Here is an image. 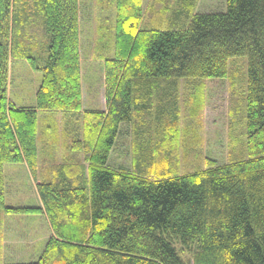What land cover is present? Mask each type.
<instances>
[{
	"label": "trees",
	"instance_id": "obj_1",
	"mask_svg": "<svg viewBox=\"0 0 264 264\" xmlns=\"http://www.w3.org/2000/svg\"><path fill=\"white\" fill-rule=\"evenodd\" d=\"M198 1L154 0L145 10L143 0H106L99 57L107 109L84 110L80 0H0V211L44 212L53 231L38 260L4 264H264V0H225L207 11L196 10ZM241 56L242 148L219 163L188 138L175 144L177 97H166L175 107L165 104L153 121V84L226 78ZM12 59L42 73L32 105L8 96ZM48 112L65 116V160L76 162L39 182L44 208L13 207L4 166L26 162L37 175ZM126 123L137 130L130 169L109 161ZM150 126L157 136L143 140ZM180 144L200 163L180 171Z\"/></svg>",
	"mask_w": 264,
	"mask_h": 264
},
{
	"label": "rangeland",
	"instance_id": "obj_2",
	"mask_svg": "<svg viewBox=\"0 0 264 264\" xmlns=\"http://www.w3.org/2000/svg\"><path fill=\"white\" fill-rule=\"evenodd\" d=\"M225 0H199L196 10L207 11L222 9ZM154 0H143L146 10ZM107 5L106 0H80V52L82 67V92L83 106L85 109H101L106 107L105 99V65L102 53L103 33L100 32L106 21L102 14H108L103 10ZM112 6V4H111ZM31 37V36H30ZM40 43V42H38ZM105 53L107 52L104 49ZM247 57H235L231 59V68L228 80L224 86H209L208 84L193 81L183 82L182 93L175 101L172 92L167 96L181 107L179 112V127L185 128V134L190 147L197 145L202 156L216 157L219 163L230 160V149L242 148L239 146L242 135L247 131V112L244 105L246 88L245 65ZM238 75V79H236ZM42 80V73L34 70L25 60L12 59L10 64V76L8 82V96L16 105H32L35 92ZM201 81V80H200ZM220 90V91H219ZM219 91V92H218ZM166 101V97L163 98ZM177 107V108H178ZM173 108V105L170 106ZM58 117V116H57ZM41 120L42 135L38 144L39 159L37 175L24 164L9 163L5 166L4 175L6 183V196L13 207H33L40 202L37 192V179L40 181L48 177L50 169L56 165L76 161H66L71 157L70 142L64 135L66 118ZM220 122V123H219ZM53 125V126H52ZM131 126L134 123L130 124ZM49 126L52 128H49ZM134 127V126H133ZM56 128L57 130H53ZM197 137V139H196ZM195 139V140H194ZM131 142V140H130ZM120 143L116 149L120 160L110 161V164L130 169L134 161L130 158L131 143L128 151L123 149ZM126 145V147L128 146ZM121 146V147H120ZM179 148L180 171L197 165L200 161H193L194 155L183 156L186 148ZM232 148V149H233ZM208 149V150H207ZM206 153V154H205ZM124 160L122 161L121 159ZM134 156V155H133ZM66 158V160H65ZM176 160V161H177ZM82 163V161H80ZM86 167L89 165L84 162ZM52 174V173H51ZM52 233L50 221L46 215L31 213H6L0 211V246L3 264L6 262L28 263L38 260L41 248ZM187 258L188 255L184 254Z\"/></svg>",
	"mask_w": 264,
	"mask_h": 264
},
{
	"label": "crops",
	"instance_id": "obj_3",
	"mask_svg": "<svg viewBox=\"0 0 264 264\" xmlns=\"http://www.w3.org/2000/svg\"><path fill=\"white\" fill-rule=\"evenodd\" d=\"M245 76V75H244ZM239 77H238V75H236V79L235 80H237ZM225 80H228V78L226 77V78H221V79H219V78H214V79H212V78H210V79H205L203 82H201V83H203L204 85L205 84H208L209 86H213V85H217V86H221V84H222V86H224L225 84H226V81ZM169 81H165V80H157L154 84H153V87H152V89H151V92H150V94H151V104H150V108L148 109V111L151 113V117H152V119H153V121L155 120V118H156V116H157V113L158 112H160L161 110H162V108H163V106L166 104V108H169L170 109V106L171 105H173L174 103H171V102H169V103H167L165 100H163V98L164 97H167V96H169V94L172 92V95L174 94L176 97L177 96H179L181 93H182V89H181V87H182V84H183V82H185V83H187L188 82V80H186V79H180L177 83H176V88H172V86H170V83H168ZM245 83H246V78H245V81H244V86H245ZM170 86V87H169ZM220 91V90H219ZM218 91V92H219ZM105 99H106V97H105ZM18 106H20V105H18ZM176 106L178 107V103H176ZM173 107H175V105L173 106ZM85 108V107H84ZM107 109V103H106V107L103 109V110H106ZM181 111V107L179 106L178 108H177V116H179V112ZM48 114V117H45V118H47L48 120L49 119H51V118H54V119H56V118H58L59 116H60V118H62L64 115H63V113H61V112H58V113H55L54 115H50V114H53V113H51V112H48L47 113ZM58 116V117H57ZM220 123V122H219ZM131 123H126V124H124L123 126H122V128H121V132H120V134H119V136H118V138H117V140H116V145H115V147H114V149H113V151H112V153H111V155H110V160L109 161H114V160H120V158H115V155L116 156H118V154H117V152H116V149H119V144L120 143H122V145L121 146H123V149H126L127 151H128V149H130L131 148V150H132V148H133V142H134V139H135V137H136V128L135 127H133V126H131L130 125ZM151 127V130L149 131V129H148V127H146V128H141V138H143V140H144V137H142V134H149V132L153 135H151V137H155V136H157V132H159V127H153V126H150ZM49 128H50V126H49ZM147 130V131H146ZM185 128H181V127H177L176 128V133L179 135L178 136V139L176 138L175 140H174V142H175V144H177V143H181V141H185V137H186V135L185 134H187V133H185ZM171 131V129L169 130V132ZM140 134V133H139ZM130 140H131V142H130ZM142 140V139H141ZM158 140H159V138H158ZM69 141V140H68ZM156 140L153 142L154 144H156ZM131 143V147L129 148V145L128 144H130ZM126 145H128L127 147H126ZM120 146V147H121ZM69 150H71L72 151V149H71V147L69 148ZM208 150V149H207ZM71 151H70V154H72L71 153ZM206 154V153H205ZM123 157V159H121L122 161L124 160V156H122ZM209 157H211V158H213V159H216V160H218L216 157H212V155L211 154H209ZM127 161H135V159H134V156H133V154L130 152V158L127 160ZM21 164V163H20ZM24 164H26L27 166H28V164L26 163V162H24ZM5 166H7V164L5 165ZM5 166H4V170L6 169L5 168ZM29 167V166H28ZM29 169H30V167H29ZM37 179V192H38V184H39V182H40V179L38 180V178H36ZM38 195H39V192H38ZM39 199H40V202H39V204L37 205L38 207H43L44 208V206H43V202H42V200H41V198H40V195H39ZM6 202H9L8 201V199H7V196H6ZM8 205H10L9 203H7ZM44 212H40V213H31V214H43ZM29 214V213H28ZM45 214V213H44ZM46 215V214H45ZM47 217V216H46ZM51 225V224H50ZM53 235V231H52V233L50 234V236H49V238L51 237ZM48 238V239H49ZM48 241V240H47ZM47 241L43 244L44 245V247H42L41 248V252H40V255L42 254V252L44 251V249H45V246H46V243H47ZM40 255H39V257H40ZM38 257V258H39ZM33 261H36V260H33Z\"/></svg>",
	"mask_w": 264,
	"mask_h": 264
}]
</instances>
